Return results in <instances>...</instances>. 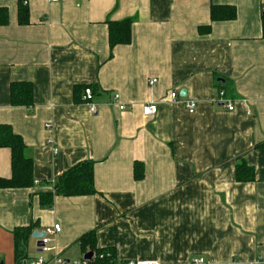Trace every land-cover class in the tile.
I'll return each instance as SVG.
<instances>
[{"label": "crops", "instance_id": "obj_1", "mask_svg": "<svg viewBox=\"0 0 264 264\" xmlns=\"http://www.w3.org/2000/svg\"><path fill=\"white\" fill-rule=\"evenodd\" d=\"M212 4L236 6L237 17L212 22ZM19 5L0 0L9 18L0 23V123L23 137L34 183L0 188V264L17 263L16 227H33L24 261L39 254L33 232L55 223L57 251L70 260L95 230L118 259L264 264V0H28L27 24ZM126 18L132 41L111 49L108 20ZM16 81L33 84L32 105L11 103ZM217 81L233 110L215 103ZM83 84L96 88L97 113L83 90L76 100ZM148 103L156 114H144ZM82 161L94 162L96 193L42 204L40 193ZM241 161L254 181L237 180ZM11 175V150L0 147V176Z\"/></svg>", "mask_w": 264, "mask_h": 264}, {"label": "trees", "instance_id": "obj_2", "mask_svg": "<svg viewBox=\"0 0 264 264\" xmlns=\"http://www.w3.org/2000/svg\"><path fill=\"white\" fill-rule=\"evenodd\" d=\"M211 21L219 20H233L237 17L236 6L231 4H212L210 8ZM8 9L7 7H0V23H8ZM19 21L21 24L29 22L28 3L25 4L20 0L19 5ZM212 22L201 26L200 32L207 33L212 28ZM109 25V44L111 49L119 44H129L132 41V27L133 20L126 18L123 20H108ZM262 28L264 35V14L262 16ZM86 86L93 89L94 95L96 88L94 85H77L75 87L76 100H80V93ZM218 91L224 88L226 95L231 96L228 87L217 81ZM223 87V88H222ZM10 98L13 105L30 106L34 102V86L30 81H16L12 82L10 89ZM81 100L84 99L82 98ZM264 145V143H263ZM0 147H8L11 150V177L0 176V188H22L30 187L34 183V160L25 155L26 143L23 137L16 133L10 124L0 123ZM135 178L140 180L145 176V167L142 161H135L134 164ZM255 168L246 161H241L236 166V178L240 182H248L255 180ZM94 184V162L82 161L78 164L68 168L53 185L52 190L40 193V201L42 204L53 206L54 194H64L67 196L73 195H89L96 193ZM32 226H20L14 230L15 244L18 252V260L16 264H20L25 257L19 258V251L25 249V242L32 233ZM95 230L84 233L79 241L81 242L84 252L96 251L98 253L111 252L114 256L116 254L113 247L100 248L96 244Z\"/></svg>", "mask_w": 264, "mask_h": 264}, {"label": "built area", "instance_id": "obj_3", "mask_svg": "<svg viewBox=\"0 0 264 264\" xmlns=\"http://www.w3.org/2000/svg\"><path fill=\"white\" fill-rule=\"evenodd\" d=\"M51 1H59V0H51ZM25 4L28 3L27 0H23ZM157 79H152L150 84H154ZM171 99H177L179 94L176 92L171 93ZM116 100H119L120 95L116 93L114 95ZM83 99L84 102L90 106L92 112H98V106L94 102L95 95L93 93V89L90 86H86L83 90ZM215 103L225 105L230 110L234 109L233 100L226 95L224 89H221L215 95ZM121 109H125L126 105L117 102ZM185 107L190 113H194L196 110L197 102L193 99H188L184 101ZM143 112L145 115L150 116L154 115L158 112V105L156 103H148L144 105ZM58 149H55L57 152ZM39 183V181H36ZM62 226L60 223H55L51 226H47L44 229V236L41 238L42 245L39 246V254L29 260L24 259L20 264H161L155 260H146V259H118L116 255L114 256L111 252L107 253H98L93 251V255L90 258H85L83 255L78 259H67L60 255L57 251V246L55 244L56 236L61 232ZM46 254H51V256H47ZM195 264H207L204 257H197L193 260Z\"/></svg>", "mask_w": 264, "mask_h": 264}, {"label": "water", "instance_id": "obj_4", "mask_svg": "<svg viewBox=\"0 0 264 264\" xmlns=\"http://www.w3.org/2000/svg\"><path fill=\"white\" fill-rule=\"evenodd\" d=\"M182 95H183V96L186 95V90H185V89L182 91ZM44 234H45L44 231H42V232L34 231V232H33V236H34V237H37V238H41V237H43ZM37 245H38V246H39V245H42V241H41V240H38ZM92 255H93V251H89V252L85 255V257H86V258H90V257H92Z\"/></svg>", "mask_w": 264, "mask_h": 264}, {"label": "bare ground", "instance_id": "obj_5", "mask_svg": "<svg viewBox=\"0 0 264 264\" xmlns=\"http://www.w3.org/2000/svg\"><path fill=\"white\" fill-rule=\"evenodd\" d=\"M28 1V0H27ZM185 101V100H184ZM185 105V104H184ZM45 233V232H44ZM42 238V237H41ZM41 238H38L39 240H41ZM40 246V245H39ZM39 246H38V250H40V248H39ZM89 251H87V252H85L84 253V255H86L87 253H88ZM86 258V257H85ZM158 262V261H157ZM208 264V263H207Z\"/></svg>", "mask_w": 264, "mask_h": 264}, {"label": "rangeland", "instance_id": "obj_6", "mask_svg": "<svg viewBox=\"0 0 264 264\" xmlns=\"http://www.w3.org/2000/svg\"><path fill=\"white\" fill-rule=\"evenodd\" d=\"M80 254L78 253V256H79Z\"/></svg>", "mask_w": 264, "mask_h": 264}]
</instances>
